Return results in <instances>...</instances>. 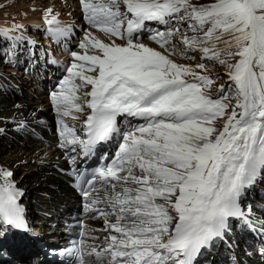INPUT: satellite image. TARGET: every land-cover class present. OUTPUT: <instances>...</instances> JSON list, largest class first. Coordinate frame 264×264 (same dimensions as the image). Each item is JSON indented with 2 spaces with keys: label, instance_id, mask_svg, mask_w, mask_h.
<instances>
[{
  "label": "snow or ice",
  "instance_id": "1",
  "mask_svg": "<svg viewBox=\"0 0 264 264\" xmlns=\"http://www.w3.org/2000/svg\"><path fill=\"white\" fill-rule=\"evenodd\" d=\"M79 2L90 27L125 41L106 44L86 33L79 44L83 54L71 53L68 76L51 94L61 117V147L75 151L78 145L89 156L100 142L120 141L114 157L93 170L83 192L89 198L86 208L104 218L109 232L106 246H93L87 255L101 264L105 257L108 264H193L202 248L231 231L232 220L254 229L252 206L242 207L241 198L258 176L264 178V0ZM51 13L46 22L56 34L61 30L52 28L58 20ZM150 23L166 26L150 37L166 50L181 26L195 33L183 35V45L225 66L233 95L221 85L220 95L212 97L205 91L212 78L138 42ZM21 27L0 30V40H22V34L12 35ZM197 67L205 69L203 63ZM232 99L235 105L226 102ZM86 110V138H81L64 118L79 119L76 113ZM118 117L137 123L124 129ZM219 120L222 128L216 126ZM12 176L0 169V219L23 229L22 194ZM256 222L264 230V218ZM66 252L86 264L80 248Z\"/></svg>",
  "mask_w": 264,
  "mask_h": 264
},
{
  "label": "rangeland",
  "instance_id": "2",
  "mask_svg": "<svg viewBox=\"0 0 264 264\" xmlns=\"http://www.w3.org/2000/svg\"><path fill=\"white\" fill-rule=\"evenodd\" d=\"M69 1L70 0H0V30L10 29V28L16 26L15 24L11 23V22H15V21H16L15 23L18 22L17 25L22 26V23H20V22L24 21V23L25 22L26 23L21 27V29L25 28L27 30H32L35 34H37L35 29H36V27H40L42 25V23H41L42 20H40V19L44 18L43 14L47 13V11L49 9H51L52 12H56V16L59 17L62 24H68V25L75 27L77 24V20L79 19L78 21L82 22V18L81 17L79 18V16H76V13L72 11ZM75 2L79 6V3L76 0H75ZM194 2H196V0H194ZM208 2H210V0H199V3H208ZM76 12L79 13L78 10H76ZM29 13H30V15H32V14L36 15V13H38L39 16H36V17L37 18L41 17L40 19L38 18L40 21V24L38 22V24L36 25V22L38 20L35 17H34V21H36V22H29L30 20L29 21L27 20V16L30 17ZM40 13H41V15H40ZM175 27H176V25H175ZM86 33H91L92 36L96 37L97 39L101 40L102 42H104L106 44H110V43H112V41H115V44H117V45H123L124 44V42L121 39L107 36L101 31L97 32V30H95V29L89 28L86 30L85 34ZM85 34L83 35L82 40H84ZM185 34L188 35L189 37H191L192 35H195V33H193L190 29H187V28L181 26V31L178 32L177 34H175L172 38L171 43H169L166 46L167 50L165 48H161L159 44L156 45L149 40L144 41L142 43H144L146 46H148L150 48H153L156 51H160L162 54H164L166 56H169V58L171 60H173V62L177 63L178 65L187 66L199 75H206V76H209L210 78H212L214 80V84L211 86L210 90H207V89L205 90L212 97L215 98V97H218L220 95L219 89H220L221 85H224L225 88L227 89L226 95L229 96L231 93L233 94L234 89L228 88V85L230 82H229V78L227 75V68L225 66L220 65L216 60L202 59V53L199 51H188L182 43V37ZM218 47L223 48L224 47L223 43L219 42ZM173 48H175V54L169 55V51L172 50ZM75 51L79 54H83V50H81L80 48H77ZM185 52H187L188 56L190 54V57H193V58L192 59L183 58L181 54L185 53ZM89 54H93V53H89ZM230 62L234 63L235 61L230 60ZM200 63H203L205 65L204 70L197 67V65ZM2 70H6V68H5V65L0 62V71H2ZM12 72H16V70L12 71ZM17 72H18V74L22 73V71H17ZM87 74L92 75V73H87ZM189 78H191V77H188V79ZM30 86L32 87V85H30ZM23 93H24V96L28 98L27 102L36 100L39 103L42 101L41 97H44L43 96L44 95L43 89L38 85L35 86V84H34L33 90H31L28 93H26V91H24ZM81 95H83V94H81ZM16 98L19 99V100H17V102L22 99L21 97H16ZM44 101H45L44 102V104H45L46 99H44ZM11 102L14 103V106H15L16 102L12 101L11 98H6V96H4L3 94L0 93V103L6 104V103H11ZM226 102L231 103L232 105L236 104L235 99H232V100L226 101ZM1 111H3V110H1ZM229 111H231V109H229ZM216 126L218 128H222L223 120L217 121ZM33 140H34L33 138H28V141L26 142L28 148H26V147L20 148L21 150L19 149V147L17 148L15 145H13L14 149L16 151H17V149H18V151H21L19 158L22 159L26 156L25 151H27V150L31 151L32 150L31 148L34 147ZM11 144L12 143L10 142L9 139H7V140L4 139V141L0 142V162L1 163L4 160V158H6V155H5V157H3V155L5 153L13 150V148L9 147V145H11ZM37 147L38 146H36L35 149H37ZM23 149H26V150H23ZM41 150L42 149H38L37 151H34V152H37V154H38L35 156L36 158H38V156H42L43 158H46L47 151H45L46 153L41 154ZM22 151H23V153H22ZM38 159H40V158H38ZM12 161H14V160H12ZM15 162H17V161H15ZM31 165H36V164L32 163ZM20 168H21L20 170L18 168V171H16V173H17L16 177H18V180L20 183L23 182L24 185H26V184L30 185V181L27 178V176H29V174L24 173L23 167H20ZM29 193H30V191H29ZM35 196L36 195H33V198H35ZM38 198L41 200L40 196H38ZM78 199L80 200V198H78ZM256 201L263 202V204H264V201L262 199L251 200L250 204H254L253 205L254 207L255 206H262V205H259L258 203H256ZM62 211H63V207H61V209L58 211V216H59L58 218H60ZM73 211H75V209ZM255 211L260 212L261 215L264 214V211H261L260 209L256 208ZM72 212H71V214H72ZM77 212L81 213V207L77 209ZM65 216H67V215H65ZM36 225H37V223L35 224V228L38 227V225L37 226ZM46 228H50V225H48V226L46 224L44 225V223L41 221V223L39 224V228H36V229L38 231H41L42 233H45V235L49 234L48 233L49 230L53 229V228H50V229H46ZM59 234H60V237H62V234L61 233H59ZM54 236H55V233L51 236L48 235L47 237L50 238V237H54ZM55 237H57V235ZM40 255H41V253L37 252L36 256L38 257ZM27 259L28 258H26L25 260H27Z\"/></svg>",
  "mask_w": 264,
  "mask_h": 264
},
{
  "label": "bare ground",
  "instance_id": "3",
  "mask_svg": "<svg viewBox=\"0 0 264 264\" xmlns=\"http://www.w3.org/2000/svg\"><path fill=\"white\" fill-rule=\"evenodd\" d=\"M69 2H70L72 11L76 13V16H80V14H78L76 12V8L77 7L79 8V6L75 2V0H70ZM40 15H41V13H40ZM29 16L30 17L27 16V20L28 21L30 20L29 22H36V21H34V17H35L38 20L36 22V25L38 24V22L40 24L39 19L41 17L40 18L38 17L39 19L36 17V16H39L38 13H36V15L35 14L30 15V13H29ZM15 22H11V23L17 25L18 22L17 23H15ZM20 23H22V26H23L26 22L24 23V21H21ZM20 74H22V73H20ZM18 80L22 82L23 86H25V87H23V91H26V93H28L31 90H33V87H34L33 84H31L32 85V87H31L30 84H27V83L23 82L20 78H18ZM41 99H42V101L39 102V103L36 100L29 101V102H27V104L23 103L24 101H21L20 103H22V105H23L22 109L20 107H18V105L14 106V103H12V102L11 103H6V104L0 103V128L5 125L1 121L2 118L20 119V118H22L24 116L29 121H31L33 125L42 126L43 122L41 121V118H43V116L47 112V106L44 104V102H45L44 99L45 98L41 97ZM25 104L27 106H25ZM1 110H3V111H1ZM82 116L83 115L80 114L81 118H82ZM2 141H4V139L0 137V142H2ZM46 151H47V155H46V158H44V160L46 162V165H44L43 167L29 164L32 160H38V158L35 157L36 155H38L37 152L27 150V151H25L26 152L25 153L26 156L23 159H21V158H19V155L21 154L20 153L21 151H18V149L16 151L14 148H13L12 151H9V152H7V153H5L3 155V157H5V155H6V158H4V160L2 161V164H4V167L5 166L12 167L16 163L15 161L19 160L20 164H19L18 167H16V171H18V168L20 170L21 169L20 167H23L24 173L29 174V176H27V178L30 181V185H27V184L24 185L23 182L20 183V185L22 187H24L25 189H28V193L30 191L29 195L31 197H33V195H36L38 197V196H41V195H38V193H40V192L49 193L51 195L50 198H44V197L42 198L41 197V200L39 201L40 204H41V206H39V208H40L39 210L44 212V213L52 214L53 215V219L52 220H48V219H46L47 217H44L42 215L41 217L38 218L37 221L39 222V224L42 221L44 223V225L45 224L46 225H53V223L56 222V219L59 217L58 216V211L61 209V207H63V211L61 212L60 218H61V220H63V219H65V215H67L66 217L71 216V212L74 209L75 210L77 209L78 203L80 201H79L78 197L76 196V194L74 192H72L67 187V183H66L67 179L66 178L64 180H62L56 174V172H53L51 176H49V175L44 173V172L50 171V168H51L50 162L52 161L51 156H52V153L54 152V149L46 150ZM12 160H14V161H12ZM43 170H44V172H42ZM48 183L55 184L56 186H59V189L58 190L49 189L48 188ZM256 203H258L259 205H262L264 207L263 202L256 201ZM28 204H29L30 209L34 208V204L32 202H29ZM252 205H254V204H252ZM262 206H255V210H256V208L257 209H261ZM76 212H77V210H76ZM39 224H37L38 227H36V228H39ZM33 227L35 228V224H34ZM64 229L65 228L63 227V225H60L57 229L49 230V232H48L49 234H46L44 236V238L48 242H62L67 237L64 234ZM54 233H55V236L57 235V237H55V236L54 237H50V238L47 237L48 235L51 236ZM59 233L62 234V237H60ZM26 255L27 254L22 255L21 256V260L24 261L25 260L24 258H25ZM41 255L37 257L36 254H35L34 257L36 259H41L42 258ZM259 261L260 260H257V262H259Z\"/></svg>",
  "mask_w": 264,
  "mask_h": 264
},
{
  "label": "trees",
  "instance_id": "4",
  "mask_svg": "<svg viewBox=\"0 0 264 264\" xmlns=\"http://www.w3.org/2000/svg\"><path fill=\"white\" fill-rule=\"evenodd\" d=\"M79 207V206H78Z\"/></svg>",
  "mask_w": 264,
  "mask_h": 264
}]
</instances>
